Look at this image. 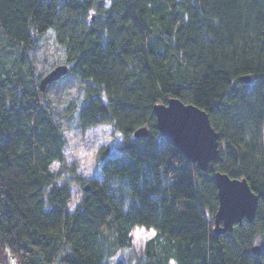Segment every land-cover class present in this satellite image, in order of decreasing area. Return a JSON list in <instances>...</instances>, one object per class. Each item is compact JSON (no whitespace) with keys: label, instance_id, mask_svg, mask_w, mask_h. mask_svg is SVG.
Wrapping results in <instances>:
<instances>
[{"label":"trees","instance_id":"obj_1","mask_svg":"<svg viewBox=\"0 0 264 264\" xmlns=\"http://www.w3.org/2000/svg\"><path fill=\"white\" fill-rule=\"evenodd\" d=\"M48 29L82 83L78 126L110 124L123 139L98 157L101 180L65 164L62 129L25 55ZM170 97L203 109L219 134L206 171L159 135L152 106ZM142 126L147 135L134 137ZM215 171L258 197L251 222L218 236ZM135 226L155 233L140 253ZM7 258L264 264V0H0V264Z\"/></svg>","mask_w":264,"mask_h":264},{"label":"rangeland","instance_id":"obj_2","mask_svg":"<svg viewBox=\"0 0 264 264\" xmlns=\"http://www.w3.org/2000/svg\"><path fill=\"white\" fill-rule=\"evenodd\" d=\"M25 55L31 63L36 85L38 80L50 69L65 64L63 48L55 41L51 29L37 35L33 46L27 50ZM83 99L82 83L78 75L70 70L60 79L48 84L41 95V100L50 106L62 129L66 142L63 150L65 164L68 167H73L76 174L83 179L101 180L98 157L103 154L115 156L123 139L110 124L81 129L77 122V111ZM58 168V162L52 163L50 167L52 171H56ZM62 182L60 180L58 184ZM71 191L72 199L67 205L69 211L74 210L80 198L79 189L76 186H71ZM210 220L213 222V216ZM153 232L151 229L133 227L131 238L135 253H140L143 250L145 241L153 236L150 235ZM130 254L128 251H123L119 255ZM62 255L63 252H60L59 256ZM7 263L15 264L8 258ZM169 264H175V262L170 259Z\"/></svg>","mask_w":264,"mask_h":264},{"label":"water","instance_id":"obj_3","mask_svg":"<svg viewBox=\"0 0 264 264\" xmlns=\"http://www.w3.org/2000/svg\"><path fill=\"white\" fill-rule=\"evenodd\" d=\"M68 72L67 65H57L50 69L38 82L40 91L48 84L60 79ZM240 80L249 82L248 75ZM159 135L174 144L188 161L206 171L216 161L219 151V134L212 127L208 114L191 103H184L176 97H170L164 103L152 106ZM146 126L136 129L134 137H145ZM214 183L217 192V208L213 216V232L216 236L232 231L235 224L245 219L251 222L257 207V195L253 193L242 178H231L226 173L215 171ZM252 252L259 247L254 245Z\"/></svg>","mask_w":264,"mask_h":264},{"label":"snow or ice","instance_id":"obj_4","mask_svg":"<svg viewBox=\"0 0 264 264\" xmlns=\"http://www.w3.org/2000/svg\"><path fill=\"white\" fill-rule=\"evenodd\" d=\"M150 235H155V233L153 232V233H151Z\"/></svg>","mask_w":264,"mask_h":264}]
</instances>
